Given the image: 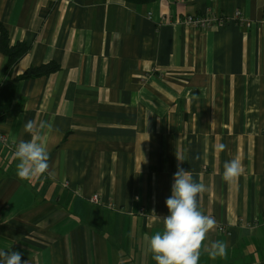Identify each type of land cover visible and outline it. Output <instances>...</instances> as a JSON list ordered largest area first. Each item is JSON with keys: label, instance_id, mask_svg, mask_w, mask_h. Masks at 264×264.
Masks as SVG:
<instances>
[{"label": "crops", "instance_id": "crops-1", "mask_svg": "<svg viewBox=\"0 0 264 264\" xmlns=\"http://www.w3.org/2000/svg\"><path fill=\"white\" fill-rule=\"evenodd\" d=\"M187 15L224 23H174ZM0 22L29 46L9 80L60 67L19 81L1 111L0 251L21 264H156L148 240L182 156L217 221L205 248L227 245L198 264H264V0H0ZM5 66L0 53V87ZM28 120L53 126L51 174L24 181L6 147L32 138ZM233 158L245 171L227 182Z\"/></svg>", "mask_w": 264, "mask_h": 264}, {"label": "clouds", "instance_id": "clouds-1", "mask_svg": "<svg viewBox=\"0 0 264 264\" xmlns=\"http://www.w3.org/2000/svg\"><path fill=\"white\" fill-rule=\"evenodd\" d=\"M24 129L34 134L31 139L20 140L16 144L14 158L17 163V177L24 181L37 179L48 173L50 154L43 133L53 130V126L45 121L28 120ZM227 146L219 145L223 151ZM177 170L173 175L171 196L165 204L168 215L158 217L162 220V231L156 232L148 240V250L153 254L156 264H198L202 249L215 259L227 255L224 241H212L205 248L204 241L210 231L216 228L214 217L204 214L198 206V196L206 190L202 182H194L192 173L180 167L184 162L182 156H176ZM242 161L233 158L225 162L223 179L227 182L238 179L244 174ZM22 253L0 251V264H21ZM26 264V261L23 262Z\"/></svg>", "mask_w": 264, "mask_h": 264}, {"label": "trees", "instance_id": "trees-1", "mask_svg": "<svg viewBox=\"0 0 264 264\" xmlns=\"http://www.w3.org/2000/svg\"><path fill=\"white\" fill-rule=\"evenodd\" d=\"M121 1L139 6L146 4L151 0H121ZM28 51H29V46L23 42H18L14 45L10 43L8 31L5 28V26L0 22V53L6 57V66H5L6 79L2 82L0 87V120L3 119V115L1 111L6 110L10 106L14 88L19 81L32 80L39 77L49 76L60 70L58 64L54 62H49L47 64H43L37 67L28 68L22 75L16 77L13 80H9L8 78L11 75V69L28 53ZM6 149L10 153V155L14 156V150L9 149L7 147ZM71 201L73 202V200H69L67 204L69 205ZM67 211H70V209L67 208ZM120 264H128V263L122 262Z\"/></svg>", "mask_w": 264, "mask_h": 264}, {"label": "built area", "instance_id": "built-area-1", "mask_svg": "<svg viewBox=\"0 0 264 264\" xmlns=\"http://www.w3.org/2000/svg\"><path fill=\"white\" fill-rule=\"evenodd\" d=\"M176 1H180V0H176ZM148 16H150V14ZM234 19L242 21L243 19L242 13L239 9H236L234 11ZM177 22H181L191 27L206 29V28L211 27L214 24H223L224 19H222L221 17H217V16L206 17V16H197V15H194V16L187 15V16H180L174 19V23H177ZM0 141L3 143L6 142L5 138L1 135H0ZM7 148L15 151L16 145L10 144L7 146ZM98 201L99 199H98L97 194H93L89 199V202L91 204H98Z\"/></svg>", "mask_w": 264, "mask_h": 264}]
</instances>
